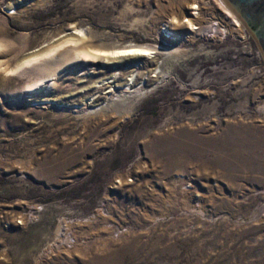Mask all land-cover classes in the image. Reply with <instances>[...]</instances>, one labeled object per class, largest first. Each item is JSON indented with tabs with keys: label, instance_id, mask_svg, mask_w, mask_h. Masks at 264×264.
Returning <instances> with one entry per match:
<instances>
[{
	"label": "rangeland",
	"instance_id": "1",
	"mask_svg": "<svg viewBox=\"0 0 264 264\" xmlns=\"http://www.w3.org/2000/svg\"><path fill=\"white\" fill-rule=\"evenodd\" d=\"M165 1L0 0V264H264V55L246 30L179 48L216 54L186 63L196 75L177 70L203 99L163 85L127 119L61 107L78 80L94 82L84 64L51 86L36 68L10 71L77 23L140 41L116 18L140 3L147 24ZM230 130L260 143L249 167L217 153ZM61 222L67 238L50 248Z\"/></svg>",
	"mask_w": 264,
	"mask_h": 264
},
{
	"label": "bare ground",
	"instance_id": "2",
	"mask_svg": "<svg viewBox=\"0 0 264 264\" xmlns=\"http://www.w3.org/2000/svg\"><path fill=\"white\" fill-rule=\"evenodd\" d=\"M123 13L116 18L120 30L138 32L143 35L142 40L136 41L132 35H109L92 30L84 33L85 25L77 23L47 34L43 42L26 53L17 67L10 71L23 72L25 68L33 67L50 77L52 82L63 67L84 64L96 77L94 82L78 80V88L62 97L72 103L61 107L70 108L69 111L75 117L91 116L100 111L108 112L118 120L127 119L141 100L157 93L163 85L179 83L181 90L188 92L184 96L185 102L192 100L194 103L192 95H200L199 99L205 97V91L195 89L192 84L185 85L179 80L177 70L196 75L194 69L187 68L186 63L196 54L208 62L216 54L204 44H200L196 51L179 49L182 45L189 47L198 40L216 42L231 35L242 40L247 37L244 26L223 0H166L165 4L159 3L155 9H151V18L147 24L141 18L145 11L140 3L126 5ZM162 27L165 30L162 31ZM2 46L0 44V52ZM4 64L0 63V69ZM46 81H36L33 88H41ZM90 100H94L93 104L87 103ZM58 101L59 98L40 100L60 107ZM231 132L219 143L217 153L241 166L249 167L245 162L246 156L256 150L260 143L253 141L251 134ZM66 224H59L55 235L59 237L50 248L67 238Z\"/></svg>",
	"mask_w": 264,
	"mask_h": 264
},
{
	"label": "water",
	"instance_id": "3",
	"mask_svg": "<svg viewBox=\"0 0 264 264\" xmlns=\"http://www.w3.org/2000/svg\"><path fill=\"white\" fill-rule=\"evenodd\" d=\"M264 55V0H223Z\"/></svg>",
	"mask_w": 264,
	"mask_h": 264
},
{
	"label": "flooded vegetation",
	"instance_id": "4",
	"mask_svg": "<svg viewBox=\"0 0 264 264\" xmlns=\"http://www.w3.org/2000/svg\"><path fill=\"white\" fill-rule=\"evenodd\" d=\"M247 31V30H246ZM248 33V32H247ZM248 35L253 39V37L250 35V33H248ZM254 43H255V40L253 39ZM256 44V43H255ZM257 46V45H256Z\"/></svg>",
	"mask_w": 264,
	"mask_h": 264
},
{
	"label": "built area",
	"instance_id": "5",
	"mask_svg": "<svg viewBox=\"0 0 264 264\" xmlns=\"http://www.w3.org/2000/svg\"><path fill=\"white\" fill-rule=\"evenodd\" d=\"M259 53H257V55H258Z\"/></svg>",
	"mask_w": 264,
	"mask_h": 264
}]
</instances>
